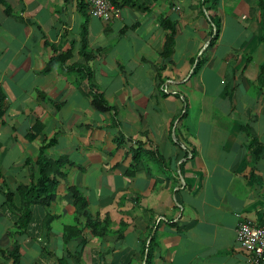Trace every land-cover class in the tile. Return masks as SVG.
<instances>
[{"label": "crops", "instance_id": "crops-1", "mask_svg": "<svg viewBox=\"0 0 264 264\" xmlns=\"http://www.w3.org/2000/svg\"><path fill=\"white\" fill-rule=\"evenodd\" d=\"M115 1L107 22L79 0H0V264H145L149 243L150 264H246L236 229L264 227V0ZM163 18L176 25L167 57ZM51 141L65 176L22 231L16 188ZM70 187L106 235L73 221ZM70 223L83 239L64 244Z\"/></svg>", "mask_w": 264, "mask_h": 264}, {"label": "trees", "instance_id": "trees-1", "mask_svg": "<svg viewBox=\"0 0 264 264\" xmlns=\"http://www.w3.org/2000/svg\"><path fill=\"white\" fill-rule=\"evenodd\" d=\"M111 3L117 8H120V4H118L115 0H110ZM122 1V0H121ZM123 3L126 1L123 0ZM207 2H211L213 6H216L218 3V0H202V5H204ZM79 7L82 15H86L85 13L88 12V7L84 3V0H79ZM262 7V4H261ZM89 13V12H88ZM161 28L163 30H167L168 32L165 34V40H164V49L162 55L164 57L169 56L172 53L173 46H174V37H175V32H176V25L175 23L169 21L166 18H163L160 21ZM215 32L213 35L217 34V26L215 27ZM86 36L87 32L83 28V32L81 35V52L80 56L81 58L86 61L88 58V53L86 52ZM64 54H62L63 56ZM65 56V55H64ZM58 57L56 55H52L51 58L49 59L48 63L46 64L44 71H49L53 66H55L58 63ZM78 64L75 66L77 68ZM82 70H80L77 74V77L75 79V83H78L80 81H84V72L85 69L83 66H80ZM72 69V68H71ZM87 95L91 98V105L94 107L99 112H107L111 110V107L105 100L103 94L101 91H99L98 88L88 85L87 87ZM1 107V106H0ZM1 112V111H0ZM41 126H34L33 127V135L35 136L38 133L41 132ZM31 135L29 138L32 137ZM115 144L119 146L121 144L120 136L119 138L115 139ZM52 145V141L48 143L42 144V146L39 149L37 159L33 164L34 167V172L37 173V178L35 181L29 182L27 185L19 184L16 188V191L19 193V207L15 209L18 219L17 225L21 230H25V227L27 225V222L31 221L32 216H33V211L32 207L34 206H39V207H48L55 199H56V189L57 185L59 183L60 178H63L65 174L60 171L61 167H63L66 163L65 160L62 159H50L47 158L44 155V150L47 149V147ZM140 152V147L137 145V147L133 150H131V158L132 161H134V165H136V160L138 158V153ZM71 165V163H69ZM68 192L72 196V205L74 207V220L77 222L78 216H84L85 217V224L83 228L89 229L91 234L96 237H102L108 233L106 230L107 228V222H97V221H92L89 218V215L86 212L87 208V201L85 197L80 193L79 190H77L75 187H70L68 188ZM12 197L8 196L6 199L5 203L7 205L12 204ZM52 218L49 217L47 218L48 221H52ZM77 225V223H76ZM74 223H70L67 225H63L62 228V239L63 243L66 244L73 238H80L82 236V229L77 227ZM83 238H80V241H82ZM153 239V238H152ZM151 239V241H152ZM84 242V240H83ZM14 253L17 254L18 259V247L14 246L13 248ZM150 243L147 247V257L145 259V264H150ZM15 254V255H16ZM77 259H80V254L78 253Z\"/></svg>", "mask_w": 264, "mask_h": 264}, {"label": "built area", "instance_id": "built-area-1", "mask_svg": "<svg viewBox=\"0 0 264 264\" xmlns=\"http://www.w3.org/2000/svg\"><path fill=\"white\" fill-rule=\"evenodd\" d=\"M89 14L103 21H110L120 14L110 0H84ZM236 241L246 253V264H264V227L249 222L241 223L236 229Z\"/></svg>", "mask_w": 264, "mask_h": 264}]
</instances>
